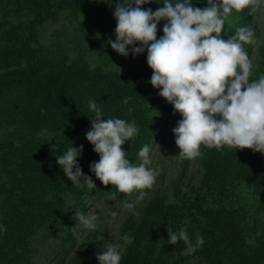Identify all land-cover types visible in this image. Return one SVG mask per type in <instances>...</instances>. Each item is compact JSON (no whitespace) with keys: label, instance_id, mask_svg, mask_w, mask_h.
<instances>
[{"label":"rangeland","instance_id":"obj_1","mask_svg":"<svg viewBox=\"0 0 264 264\" xmlns=\"http://www.w3.org/2000/svg\"><path fill=\"white\" fill-rule=\"evenodd\" d=\"M73 1L0 0V60L13 55L11 50L14 49L32 51L37 46L36 40L53 46L54 42L51 43L50 40L56 29L69 31L85 23L88 27L92 26L89 39H76L74 45L71 41L69 44V38L64 39L68 42L64 45L70 55L67 60L69 65L83 64L77 61L81 60L78 56L82 53L86 65L97 70V74L107 78H130L132 74L135 75L136 69L133 72L128 69L134 68L131 63L134 57L121 56L106 44L109 36L115 39L113 33L116 20L113 10L107 11L108 17L97 18L95 21L86 15V9H113V3L108 5L107 0H85L92 7L84 3L80 10H76L78 8L71 5ZM61 2L67 3V7L56 8L58 14H52L42 24L39 23L38 19L42 20L48 11L55 9L54 5ZM163 23L164 21L158 23L157 37L162 35ZM242 24L251 25L258 39L257 45L244 46L253 59L254 68L250 76L252 80L264 74V4L251 10L246 8L241 12H233L221 35L227 38ZM34 29L36 32L33 33L37 37L29 40ZM25 39L27 44L23 43ZM31 53L28 52L26 58ZM146 55V50L137 55L140 57L138 64L145 65L148 69ZM15 61L17 59H12L9 67L7 61H0V74L23 66L13 65ZM121 81L125 83L123 79ZM149 84L145 83V86L148 87ZM149 88L158 101L162 105L166 103L169 112H172L166 115L169 121L158 119L161 124L156 125V132L147 143L151 148L149 167L159 168V174L148 195L136 203L134 210L124 208V201H135L138 190L120 193L115 185L102 184L89 171L90 162L98 160L99 155L91 148L83 150L82 156L78 158L80 166L95 181L96 187L89 188L87 184L74 183V189L89 191L81 197L80 211H97L99 226L95 231L77 239L72 228L77 223V209L72 206L76 199H71V207L65 209V222H68V226L63 222L59 225V231L51 232V229H46V233L30 239L28 248L37 249L33 255L35 264H99L96 254L103 243L114 239L119 242L125 233L133 239L126 246L120 264H215L197 254L202 246L191 253H185L182 241H178L176 245L168 244L167 228L176 230L181 226L186 227L193 241L198 233L204 237L207 229L216 233L217 245L224 248V264H264V155L249 148L235 150L227 145L221 148L201 145L200 156H179L180 149L175 144L172 129L181 116L174 113L172 105L159 96L158 89L151 84ZM138 128L140 130L142 126L138 125ZM138 135L139 133L123 147L126 158L132 163H139L140 159L137 153L144 135L141 134L140 138ZM71 196L66 195V198ZM193 197H199L206 210L219 213L225 223L237 230L239 238L236 246L222 237L213 223L196 213L190 201ZM136 210H142L141 214H136ZM21 245L17 249L24 258L27 256V248ZM228 245H232L234 249ZM30 256L29 254L28 257ZM6 258L9 259L0 257V264H9L7 260L4 261Z\"/></svg>","mask_w":264,"mask_h":264},{"label":"clouds","instance_id":"obj_2","mask_svg":"<svg viewBox=\"0 0 264 264\" xmlns=\"http://www.w3.org/2000/svg\"><path fill=\"white\" fill-rule=\"evenodd\" d=\"M107 2L112 4L113 0ZM150 2L115 3V39L109 36L106 44L124 57H135L146 50V63L152 70L148 83L181 116L172 129L179 156L198 157L201 145L249 148L264 155V74L250 80L254 64L244 47L257 45L258 39L251 25L244 24L227 38L221 35L233 12L254 9L264 0H207L204 7L195 6L193 0H163V6L155 10L141 7ZM161 21L162 35L157 37ZM87 107L93 115L89 116L90 129L84 135L99 155L98 160L90 162L89 171L102 184L115 185L120 193L139 190L135 201L123 203L124 208L134 210L159 174V168L149 167L150 145L146 143L139 149V163L130 162L122 145L139 132L137 125L120 117L105 118L95 100L89 99ZM82 153L83 145L73 146L71 142L55 155L56 164L72 183L96 187L80 166ZM98 217L95 210H76L74 236L79 239L95 231ZM167 231L168 244L182 241L185 253L204 243L199 233L193 241L184 226ZM132 239L125 233L119 242H104L96 254L99 264H120Z\"/></svg>","mask_w":264,"mask_h":264},{"label":"trees","instance_id":"obj_3","mask_svg":"<svg viewBox=\"0 0 264 264\" xmlns=\"http://www.w3.org/2000/svg\"><path fill=\"white\" fill-rule=\"evenodd\" d=\"M84 1L74 0L71 5L80 10ZM205 1L193 0V3L204 7ZM117 2L119 0H113V9H86V15L92 21L108 17L107 11H114ZM162 3L151 0L141 7L155 10L162 7ZM67 5L65 2L54 5L55 9L48 11L42 20L38 19L39 23L58 14L56 8ZM86 5L92 7L90 3ZM90 29L92 26L85 23L69 31L56 29L50 40L54 42L53 46L36 40L37 46L32 51L14 49L11 50L13 55L0 60L7 61L8 67L12 59H17L13 65H23L0 74V225H3L0 229V257H9L4 260L9 264H35L33 255L37 249L28 248L30 239L46 233V229L59 231L57 225L65 222V209L71 207V199H76L72 203L74 209L80 211L82 208L81 197L89 191L74 189V183L56 164L55 155L66 150L71 142L73 146L83 145V150L93 149L84 135L90 129L89 116L93 115L87 107L89 99L101 107L105 118L120 117L134 122L137 127L141 125L138 136L140 138L143 134L144 137L140 147L156 132V125L161 124L158 119L169 121L166 115L172 111L169 112L166 103L162 105L153 95L150 84L145 86L152 70L138 64L140 57L135 56L131 62L134 68H128L130 72L136 69L130 78H107L97 74V70L86 65L82 53L78 56L81 60L77 61L83 64L69 65L70 55L64 45L68 42L64 39L69 38V44L71 41L74 45L76 39H89ZM33 32L36 30H32L29 40L37 37ZM26 40L24 44L28 43ZM28 52L32 53L26 58ZM144 191L148 193L149 189ZM66 195L71 197L67 199ZM190 201L197 214L213 223L219 234L236 246L237 230L225 223L219 213L206 210L199 197ZM141 212L136 210V214ZM64 225L68 226V222ZM204 234V243L197 254L212 263L224 264V248L217 245L216 233L207 229ZM19 245L27 248L24 258L17 249ZM230 247L234 249L232 245Z\"/></svg>","mask_w":264,"mask_h":264}]
</instances>
